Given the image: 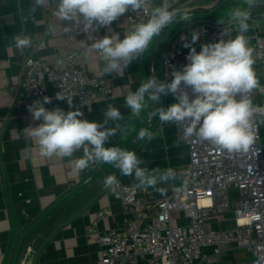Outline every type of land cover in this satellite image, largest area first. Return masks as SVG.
<instances>
[{
  "label": "crops",
  "instance_id": "obj_1",
  "mask_svg": "<svg viewBox=\"0 0 264 264\" xmlns=\"http://www.w3.org/2000/svg\"><path fill=\"white\" fill-rule=\"evenodd\" d=\"M58 0H46L43 7L30 13L33 0H0V264H15L26 237L31 235L48 218L65 205L74 195L94 183L113 166L93 164L86 170L78 172L74 160L82 156V150L74 153L71 158L42 157L35 141L24 138L21 131L29 126H36L42 121H33L28 111L30 103L15 102V93L21 81L22 62L30 56L47 57L53 55L64 45L79 49L81 58L79 66L105 77L108 83V96H100L80 105L78 98H73V108L69 109L67 100L54 98L55 88L48 84L52 101L45 107L52 110L56 107L64 111L79 108L83 118L90 121L103 122L104 111L109 105L117 107L124 119L119 121L127 127V133L117 132L110 138L106 147L117 146L126 149L132 139L147 123V130L154 138L137 140L131 147L137 156L145 161L142 167L161 170L172 168L176 178L161 183L157 187L163 194L151 187L141 189L138 197L154 203L156 200L171 195L173 187L183 182V170L189 162V147L179 137L177 124H163L158 116L153 120L149 115L155 110L156 102H149L140 117H132L131 110L125 106V97L130 91H136L140 84L153 74L160 81H169L164 75L163 52L167 46H184V31L189 25L197 26L200 37L211 32L220 18L227 21V14L235 8L248 6L244 0H167L169 9L178 10L173 22L176 31L161 40L155 52L159 36L153 38L148 48L137 60H134L119 75L103 74L104 62L98 57L97 51L91 49L93 35L97 32L110 37L123 39L132 31L124 21L123 15L107 27H101L94 33L67 32V21H61L55 15ZM165 0H152V10L160 7ZM250 11L249 30L245 36L253 49L255 63L253 69L260 82V88L253 91L254 103L257 108H264V57L254 51L258 38H264V0H257L256 6ZM187 17L185 19L184 17ZM224 26V25H223ZM232 36L238 33L234 25H228ZM27 35L32 38V47L17 49L13 37ZM155 53V54H154ZM178 102L172 94L162 95L158 107L167 108ZM153 120V121H152ZM261 142L264 151V116L258 113ZM108 126H114L109 122ZM30 149V152L25 151ZM112 176L125 183L137 185L134 175L124 176L117 169ZM109 208L111 214L99 222V230L116 227L123 219L122 204L116 193L105 189L104 183L84 192L43 230L33 241L31 251L26 253L23 264H103L101 247L88 235V228L98 211ZM190 222L186 211L175 212L173 225ZM235 224L233 213H226L208 218L207 227L219 230ZM202 252L208 256L198 264H240L250 259L253 254L228 243L220 253L213 252L212 247L203 246ZM138 264H150L149 259Z\"/></svg>",
  "mask_w": 264,
  "mask_h": 264
},
{
  "label": "clouds",
  "instance_id": "obj_2",
  "mask_svg": "<svg viewBox=\"0 0 264 264\" xmlns=\"http://www.w3.org/2000/svg\"><path fill=\"white\" fill-rule=\"evenodd\" d=\"M148 0H58L55 15L61 21H68L79 26L84 33H94L98 27H107L120 16L145 7ZM248 6L232 9L227 14V21L220 18L218 23L224 25L222 37L218 42L201 45L197 52L194 45L200 33L194 31L191 42L184 47H191L187 56L188 63L181 70L173 71L172 79L160 81L153 74L140 84L136 91H130L125 97V106L131 110L132 117H140L148 108L149 102H159L162 95L172 94L178 102L167 108L158 107L149 113L158 116L163 124L183 126V138H195L207 141L219 149L229 153L248 152L254 143L256 134L254 118L257 113L264 116V108L253 105L251 94L259 89L260 82L253 69L255 60L253 49L245 33L249 30L250 11L257 0H244ZM46 0H33L30 13L43 7ZM178 10L169 9L167 0L160 7L152 10L150 18L139 23L134 30L123 39L104 36L91 44V49L100 53L104 62L103 74H120L134 60L145 52L153 38H157L162 30L171 25L178 16ZM187 19L186 15L184 17ZM228 25H234L237 31L232 38ZM67 31V28L65 29ZM17 49L32 47V38L27 35L13 37ZM186 88H191L194 98H190ZM57 100H67L72 109L73 98L56 93ZM52 98L44 96L28 105L33 121H42L36 126L29 125L21 133L26 140L35 141L42 157L71 158L82 150V156L74 160L75 169L82 172L92 164H110L119 169L124 176L134 175L137 187H149L160 191L157 186L176 178L172 168L148 169L135 151L117 146L106 147L110 138L120 132L127 133V127L119 121L124 116L117 107L109 105L104 111L103 122L90 121L83 118L79 108L64 111L56 107L49 110L45 107ZM113 122L114 126H108ZM153 133L140 129L138 140L151 141ZM25 151L30 152V149ZM104 184L113 193L119 186L115 176H107Z\"/></svg>",
  "mask_w": 264,
  "mask_h": 264
},
{
  "label": "built area",
  "instance_id": "obj_3",
  "mask_svg": "<svg viewBox=\"0 0 264 264\" xmlns=\"http://www.w3.org/2000/svg\"><path fill=\"white\" fill-rule=\"evenodd\" d=\"M151 2L148 0L144 8L123 15L131 31L150 18ZM224 27H215L191 47L199 52L202 44L227 39L220 35ZM194 31H197L196 25L187 27L185 43L190 44ZM67 32L84 33L68 21ZM104 36L106 34L97 32L93 39ZM191 47L165 48L162 62L167 78L172 79V72L181 70L188 63ZM254 51L264 57V38L257 39ZM97 55L100 58L98 51ZM80 58L81 51L69 45L47 57H26L14 101L32 104L44 96L51 97L49 83L55 88L54 98L56 93L75 96L80 105L108 96L107 79L79 66ZM185 91L194 98L191 88ZM251 99L255 106L253 93ZM254 129L256 138L246 153H229L195 138L185 140L189 147V162L183 170V182L173 187L171 195L154 203L138 197L141 188L117 178L119 186L115 193L122 204V221L116 227L99 230V222L111 214L109 208H103L88 228V235L101 247L102 263L138 264L149 259L150 264H198L208 256L202 252L203 246L212 247L218 254L224 245L235 243L253 254L240 264H264V151L258 113L254 118ZM177 132L184 139L182 125H177ZM93 166L100 168L101 164ZM104 187L109 189L105 184ZM179 211L189 214L188 224H172L173 214ZM226 213H233L234 225L219 230L207 227L209 217ZM30 251L31 247L27 253Z\"/></svg>",
  "mask_w": 264,
  "mask_h": 264
},
{
  "label": "water",
  "instance_id": "obj_4",
  "mask_svg": "<svg viewBox=\"0 0 264 264\" xmlns=\"http://www.w3.org/2000/svg\"><path fill=\"white\" fill-rule=\"evenodd\" d=\"M175 25L172 23L171 25H169L168 27L164 28L161 32V34L159 35V39H158V43L155 49V52L157 51V49L159 48V45L161 43V40L168 35L169 30H171L172 27H174ZM155 54V53H154ZM159 102H156L155 107L158 108ZM155 117H153L154 120ZM152 120V121H153ZM149 125V123H147L143 129H146L147 126ZM137 135L132 139V141L129 143L128 147L126 148V150H130L131 147L134 145V143L137 141ZM117 170V168L112 167L108 172H106L102 177H100L98 180H96L94 183H92L91 185H89L87 188L83 189L80 193L74 195L65 205H63L59 210H57L55 213H53L48 220L42 225L40 226L36 231H34L33 233H31V235H29L28 237H26V239L24 240V243L20 249L18 258L15 262V264H23L24 262V258L25 255L28 251V248L32 246V243L34 241V239L43 231L45 230L51 223L52 221L59 215L61 214L71 203L73 200H75L77 197H79L81 194H83L84 192H88L91 188L98 186L100 184H102L105 180V178L107 176L112 175L115 171Z\"/></svg>",
  "mask_w": 264,
  "mask_h": 264
},
{
  "label": "rangeland",
  "instance_id": "obj_5",
  "mask_svg": "<svg viewBox=\"0 0 264 264\" xmlns=\"http://www.w3.org/2000/svg\"><path fill=\"white\" fill-rule=\"evenodd\" d=\"M176 29H177V28H176L175 26L172 27L171 30H169L168 36L173 35V33L176 31Z\"/></svg>",
  "mask_w": 264,
  "mask_h": 264
}]
</instances>
